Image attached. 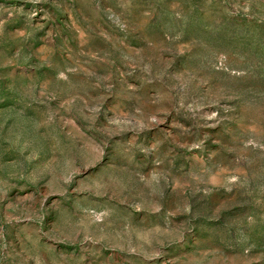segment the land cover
Listing matches in <instances>:
<instances>
[{
  "label": "rangeland",
  "instance_id": "1",
  "mask_svg": "<svg viewBox=\"0 0 264 264\" xmlns=\"http://www.w3.org/2000/svg\"><path fill=\"white\" fill-rule=\"evenodd\" d=\"M0 264H264V0H0Z\"/></svg>",
  "mask_w": 264,
  "mask_h": 264
}]
</instances>
